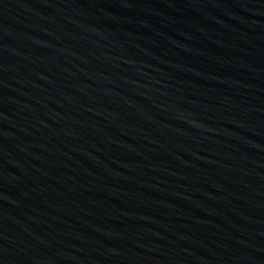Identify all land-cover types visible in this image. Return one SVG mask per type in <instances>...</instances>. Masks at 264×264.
<instances>
[{
	"label": "water",
	"instance_id": "95a60500",
	"mask_svg": "<svg viewBox=\"0 0 264 264\" xmlns=\"http://www.w3.org/2000/svg\"><path fill=\"white\" fill-rule=\"evenodd\" d=\"M0 264H264V0H0Z\"/></svg>",
	"mask_w": 264,
	"mask_h": 264
}]
</instances>
